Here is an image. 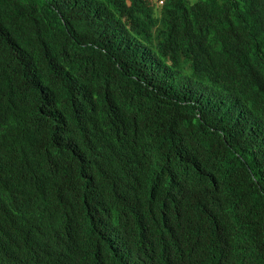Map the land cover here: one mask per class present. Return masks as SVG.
<instances>
[{
    "label": "trees",
    "instance_id": "1",
    "mask_svg": "<svg viewBox=\"0 0 264 264\" xmlns=\"http://www.w3.org/2000/svg\"><path fill=\"white\" fill-rule=\"evenodd\" d=\"M0 264H264V0H0Z\"/></svg>",
    "mask_w": 264,
    "mask_h": 264
}]
</instances>
